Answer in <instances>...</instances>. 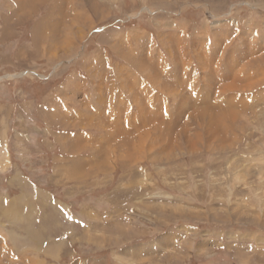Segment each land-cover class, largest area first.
I'll return each mask as SVG.
<instances>
[{
  "label": "rangeland",
  "instance_id": "374dc122",
  "mask_svg": "<svg viewBox=\"0 0 264 264\" xmlns=\"http://www.w3.org/2000/svg\"><path fill=\"white\" fill-rule=\"evenodd\" d=\"M3 152L0 264H264V0H0Z\"/></svg>",
  "mask_w": 264,
  "mask_h": 264
},
{
  "label": "crops",
  "instance_id": "0c3cea01",
  "mask_svg": "<svg viewBox=\"0 0 264 264\" xmlns=\"http://www.w3.org/2000/svg\"><path fill=\"white\" fill-rule=\"evenodd\" d=\"M71 83H69V81H66V86H69ZM78 83H75V85L76 86H78L77 85ZM75 85H74V87H75ZM82 86V84H80L79 85V87H81ZM75 89V88H74ZM81 104H82V101H81ZM81 104H80V106H81ZM88 105V104H87ZM100 105V104H99ZM85 107H86V105H85ZM89 109H90V112L91 113H98L99 111H101V108L100 109H97V107H89ZM71 115V114H70ZM80 115V114H79ZM67 118V117H66ZM70 119H71V116H70ZM87 119H88V112H86L85 111V116H84V120L85 121H87ZM111 120L113 121V119H112V117H111ZM113 128V127H112ZM71 144V143H70ZM0 157H2V155L0 156ZM7 166H8V164H7Z\"/></svg>",
  "mask_w": 264,
  "mask_h": 264
},
{
  "label": "bare ground",
  "instance_id": "6f19581e",
  "mask_svg": "<svg viewBox=\"0 0 264 264\" xmlns=\"http://www.w3.org/2000/svg\"><path fill=\"white\" fill-rule=\"evenodd\" d=\"M1 155H2V157H0V170H4L7 167L8 160H7L6 156H5L6 152L0 153V156Z\"/></svg>",
  "mask_w": 264,
  "mask_h": 264
}]
</instances>
